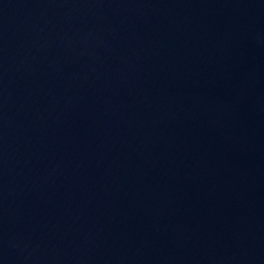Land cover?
Here are the masks:
<instances>
[{
    "label": "water",
    "instance_id": "95a60500",
    "mask_svg": "<svg viewBox=\"0 0 264 264\" xmlns=\"http://www.w3.org/2000/svg\"><path fill=\"white\" fill-rule=\"evenodd\" d=\"M0 264H264V0H0Z\"/></svg>",
    "mask_w": 264,
    "mask_h": 264
}]
</instances>
